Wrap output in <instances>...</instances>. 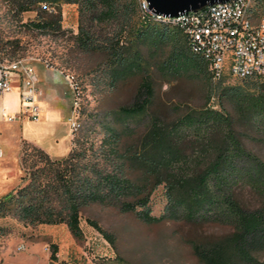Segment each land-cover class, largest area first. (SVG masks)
<instances>
[{
  "label": "trees",
  "instance_id": "1",
  "mask_svg": "<svg viewBox=\"0 0 264 264\" xmlns=\"http://www.w3.org/2000/svg\"><path fill=\"white\" fill-rule=\"evenodd\" d=\"M13 3L16 14L35 13L27 27L43 35L60 32L61 5L76 6L73 45L82 53L104 56L107 85L139 77L134 102L118 110L124 119L142 115L153 98L143 50L154 57L164 56L153 66L162 77L192 74L211 80L204 63L190 53L181 31L141 16L136 0ZM262 13L264 0H259L254 15ZM1 52L13 55L10 48L0 47ZM220 99L234 114L223 108L201 107L169 120L152 116L143 133L131 142L122 141L123 130L108 126L94 159L85 150H71L66 157L50 162L35 148L43 166L22 178L27 180L25 186L0 199V218L8 215L26 226L63 225L78 244L83 241L80 213L90 205L133 213L145 224L163 220L218 224L231 231L192 245L199 264H264V158L244 143L250 138L264 150V77L225 87ZM239 125L246 126L250 134ZM49 173L52 180L40 182ZM159 186L165 206L155 218L150 215L148 198ZM89 223L114 247L110 236ZM49 248L48 260L54 262L55 246Z\"/></svg>",
  "mask_w": 264,
  "mask_h": 264
},
{
  "label": "rangeland",
  "instance_id": "2",
  "mask_svg": "<svg viewBox=\"0 0 264 264\" xmlns=\"http://www.w3.org/2000/svg\"><path fill=\"white\" fill-rule=\"evenodd\" d=\"M34 17L33 11L16 14L13 0H0V47L10 48L13 52L12 57L2 55L4 53L1 52L0 64L19 60L23 65L31 67L38 79L37 101L48 99L54 109L62 111L57 128L59 139L39 137L35 143L47 154L50 162L66 157L71 150H85L87 157L97 158L108 126L123 130L122 141L131 142L143 133L152 116L169 120L187 109L201 107L223 108L234 114L230 105L220 99V91L225 87L238 86L243 81L226 74L216 81L192 74L162 77L154 71L153 66L164 56L154 57L143 50L146 74L153 81V98L142 115L124 119L118 110L134 102L139 77L127 78L113 87L107 85L103 72L104 56L82 53L73 45L72 36L77 27L76 6H60V32L57 33L43 35L29 29L27 24ZM207 95L210 96L208 101ZM72 124L75 127L73 130ZM239 128L250 134L246 126L239 125ZM244 143L249 150L264 158V150L258 143L250 138H246ZM35 148L31 144L21 145L18 185L11 190L12 193L26 185L27 180L23 177L43 166L35 155ZM55 164L52 163V166L55 167ZM47 177L40 178V182H50L52 173ZM148 206L152 217L157 218L163 213L165 199L161 186L151 192ZM89 222L110 236L114 247ZM51 228L44 225H22L7 215L0 218V245H7L3 241L17 240L16 245L24 247L22 252L29 244L36 246L38 259L34 264H199L192 253V245L219 238L231 231L229 227L218 224H197L182 220L145 224L133 213H119L113 208L90 205L80 213L82 244L72 239V248L65 261L51 263L45 258V254L49 257V245L64 240L63 229L59 235L58 231ZM96 235L100 236L99 239ZM93 237L96 240H91ZM90 256H94L95 260L90 259ZM18 261L20 264H28Z\"/></svg>",
  "mask_w": 264,
  "mask_h": 264
},
{
  "label": "built area",
  "instance_id": "3",
  "mask_svg": "<svg viewBox=\"0 0 264 264\" xmlns=\"http://www.w3.org/2000/svg\"><path fill=\"white\" fill-rule=\"evenodd\" d=\"M258 1L234 0L208 5L175 18H164L151 14L143 0H136L141 16H148L153 22L181 31L190 53L204 63L214 81L224 74L241 81L264 77V13L258 17L254 15ZM13 78L19 81V113L30 121H36L40 109L32 69L19 60L0 64V97L11 91ZM0 113L4 114L3 109H0ZM6 120L10 121L11 118L6 117ZM71 128H75L74 124ZM96 237L99 239L100 236ZM23 250L21 245L16 248L17 252ZM90 259L95 260L94 256H90Z\"/></svg>",
  "mask_w": 264,
  "mask_h": 264
},
{
  "label": "crops",
  "instance_id": "4",
  "mask_svg": "<svg viewBox=\"0 0 264 264\" xmlns=\"http://www.w3.org/2000/svg\"><path fill=\"white\" fill-rule=\"evenodd\" d=\"M11 86V91L0 97V109L4 111L3 115L0 113V199L11 193V190L18 185V155L21 145L24 143L31 144L41 150L35 144L39 141V137L53 139L57 137L59 139L60 134L57 128L62 117V113H60L62 111L58 112L50 104V100L45 99L37 101L40 109L39 119L36 121L25 119L19 113V81L13 78ZM6 117H10L11 120L7 121ZM56 141L55 139L54 142ZM64 152H66V147ZM48 227L58 231L59 235L61 229L64 231V240H60L59 244H52L56 249L54 262H64L66 255L72 248V237L63 225ZM3 242L7 245H0V264H20L18 259L28 264H34L37 261L38 248L36 246L29 244L25 247V251L20 253L16 251L17 240ZM45 258L48 261L47 254H45Z\"/></svg>",
  "mask_w": 264,
  "mask_h": 264
},
{
  "label": "water",
  "instance_id": "5",
  "mask_svg": "<svg viewBox=\"0 0 264 264\" xmlns=\"http://www.w3.org/2000/svg\"><path fill=\"white\" fill-rule=\"evenodd\" d=\"M143 1L147 4V8L151 14L155 16H161L164 18H175L178 15H182L188 12H195L208 5L223 4L234 0H143ZM32 71L36 80V87H37L38 79L33 69Z\"/></svg>",
  "mask_w": 264,
  "mask_h": 264
}]
</instances>
